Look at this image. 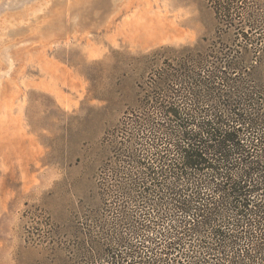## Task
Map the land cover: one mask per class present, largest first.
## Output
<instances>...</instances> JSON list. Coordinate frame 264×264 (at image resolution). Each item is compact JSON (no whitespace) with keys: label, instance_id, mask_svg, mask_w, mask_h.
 Instances as JSON below:
<instances>
[{"label":"trees","instance_id":"1","mask_svg":"<svg viewBox=\"0 0 264 264\" xmlns=\"http://www.w3.org/2000/svg\"><path fill=\"white\" fill-rule=\"evenodd\" d=\"M208 1L220 35L152 56L142 113L101 147L104 212L55 264H264V5Z\"/></svg>","mask_w":264,"mask_h":264},{"label":"rangeland","instance_id":"2","mask_svg":"<svg viewBox=\"0 0 264 264\" xmlns=\"http://www.w3.org/2000/svg\"><path fill=\"white\" fill-rule=\"evenodd\" d=\"M214 5L0 0V264H55V244L104 212V139L142 113L155 53L220 35Z\"/></svg>","mask_w":264,"mask_h":264}]
</instances>
